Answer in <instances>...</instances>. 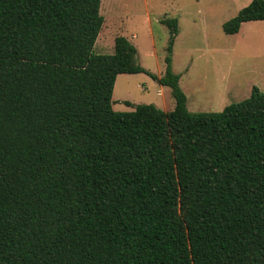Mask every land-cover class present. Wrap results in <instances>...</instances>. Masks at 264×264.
<instances>
[{
	"label": "trees",
	"instance_id": "obj_1",
	"mask_svg": "<svg viewBox=\"0 0 264 264\" xmlns=\"http://www.w3.org/2000/svg\"><path fill=\"white\" fill-rule=\"evenodd\" d=\"M101 0H0V264H264V92L191 112L172 70L114 38ZM264 19L251 0L222 24ZM150 74L175 105L112 107L119 73Z\"/></svg>",
	"mask_w": 264,
	"mask_h": 264
},
{
	"label": "rangeland",
	"instance_id": "obj_2",
	"mask_svg": "<svg viewBox=\"0 0 264 264\" xmlns=\"http://www.w3.org/2000/svg\"><path fill=\"white\" fill-rule=\"evenodd\" d=\"M251 0H101L104 21L94 43L95 53L109 54L114 38L123 35L137 49L139 63L162 75L170 28L162 19L176 18L172 70L191 112L221 111L227 104L250 96L253 85L264 92V19L242 22L236 33L222 24ZM122 99L153 103L172 110L169 86L150 74L121 73L115 80L112 107L124 108Z\"/></svg>",
	"mask_w": 264,
	"mask_h": 264
},
{
	"label": "crops",
	"instance_id": "obj_3",
	"mask_svg": "<svg viewBox=\"0 0 264 264\" xmlns=\"http://www.w3.org/2000/svg\"><path fill=\"white\" fill-rule=\"evenodd\" d=\"M119 74H121V73H119ZM118 75V74H117ZM158 76H160V75H158ZM117 77V76H116ZM116 80V79H115ZM114 84H115V82H114ZM114 88V87H113ZM112 94H113V92H112ZM125 101H129V102H131V103H134V102H132V101H130V100H128V99H122V106H124V108H132L133 106H131V105H128ZM112 103H113V101H112ZM124 111H127V110H125V109H123Z\"/></svg>",
	"mask_w": 264,
	"mask_h": 264
}]
</instances>
